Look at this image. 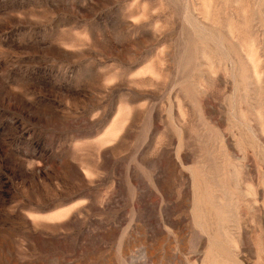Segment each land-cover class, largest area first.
<instances>
[{"label": "rangeland", "instance_id": "rangeland-1", "mask_svg": "<svg viewBox=\"0 0 264 264\" xmlns=\"http://www.w3.org/2000/svg\"><path fill=\"white\" fill-rule=\"evenodd\" d=\"M0 264H264V0H0Z\"/></svg>", "mask_w": 264, "mask_h": 264}]
</instances>
